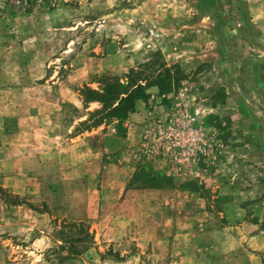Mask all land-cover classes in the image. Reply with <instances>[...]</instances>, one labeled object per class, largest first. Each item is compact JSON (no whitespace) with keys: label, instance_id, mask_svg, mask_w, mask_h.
Returning <instances> with one entry per match:
<instances>
[{"label":"rangeland","instance_id":"rangeland-1","mask_svg":"<svg viewBox=\"0 0 264 264\" xmlns=\"http://www.w3.org/2000/svg\"><path fill=\"white\" fill-rule=\"evenodd\" d=\"M164 65L76 133L84 86ZM0 156V264H264V0H0Z\"/></svg>","mask_w":264,"mask_h":264},{"label":"trees","instance_id":"trees-1","mask_svg":"<svg viewBox=\"0 0 264 264\" xmlns=\"http://www.w3.org/2000/svg\"><path fill=\"white\" fill-rule=\"evenodd\" d=\"M174 81L171 69L167 65L161 67L157 72L152 70L150 76H147L140 68L130 71L125 76V80L111 76L98 77L96 79L99 85L98 88L93 89L84 86L80 90V96L85 109H88L91 104H98L100 108L88 114V118L79 124L76 133L81 134L104 124L107 125L109 122H116L117 129L123 132L124 123L135 113L137 103L150 98V94H148L149 89L157 87L160 92H168L172 89ZM0 192L4 194L6 202L10 206L21 205L19 196L7 194V191L3 189H0ZM84 226L80 225L78 228L82 233L85 232ZM75 227L77 228V225ZM79 241H90L92 243L93 235L87 231L84 237L75 242ZM59 249L66 250V247L60 246ZM70 251L75 256H79V252L72 245ZM64 260L62 259L60 262Z\"/></svg>","mask_w":264,"mask_h":264},{"label":"crops","instance_id":"crops-1","mask_svg":"<svg viewBox=\"0 0 264 264\" xmlns=\"http://www.w3.org/2000/svg\"><path fill=\"white\" fill-rule=\"evenodd\" d=\"M5 159L0 156V176H4L6 174H3L2 171L6 170L8 171L7 168L2 167V163H4ZM12 162V161H11ZM211 243H208V245ZM210 249H213L211 246L210 248H204L202 251H199L198 253L195 254V256L198 259H202L201 264H225L222 261L223 256L218 252V251H212ZM227 264H263L262 259H260L259 254L257 251H248L246 253L241 252L238 254V256L234 259L232 263H227Z\"/></svg>","mask_w":264,"mask_h":264}]
</instances>
